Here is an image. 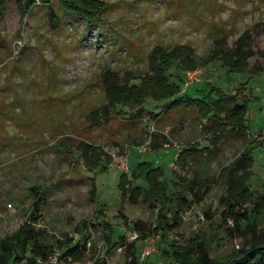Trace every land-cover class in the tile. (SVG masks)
<instances>
[{
	"label": "rangeland",
	"instance_id": "rangeland-1",
	"mask_svg": "<svg viewBox=\"0 0 264 264\" xmlns=\"http://www.w3.org/2000/svg\"><path fill=\"white\" fill-rule=\"evenodd\" d=\"M102 1L107 7L88 22L65 12L56 0L37 1L22 18L16 0H6L0 19V237L29 219L35 190L42 187L46 203L37 227L49 243L57 238H81L75 225L82 219L89 222V250L82 258L72 259L75 264L104 256L111 228L113 240L124 236L126 245L110 248V264H128L129 243L139 248V264L172 263V257L162 255L159 234L138 241V234L121 216L146 221L152 228L157 223V209L123 199L119 187L123 172L130 173L140 161H150L164 169L169 192L176 191L178 175L192 179L200 170L208 177V192L181 212L182 222L170 232V240L180 243L199 235L210 243L214 257L249 244L250 233L241 234L234 218L223 216L220 199L225 183L216 180L221 167L244 151V139L224 136L217 154L208 160L189 155L182 166L178 157L185 147L210 145V135L203 131L204 121L197 110H165L163 101L149 98L140 120L128 119V109L120 106L109 109L108 120L94 123L87 115L107 101L102 83L106 70L121 77L129 72L144 74L150 71V51L157 44L168 48L189 44L204 57L213 49L216 37H225L226 47L232 48L248 31L255 51L248 72L228 75L219 62H213L197 67L199 73L188 85L185 78L179 79L176 65L169 73L189 94H194L195 88L204 89L208 82L233 90L229 81H247L246 94L257 97L250 102L247 115L249 133H261L258 140L263 143L264 0ZM132 81L138 83L139 79ZM80 141L100 146L109 156L107 164L91 169L76 149ZM160 141L161 148L154 149L153 143ZM144 143L146 149L139 151ZM251 151L254 162L249 183L263 192L264 143ZM94 182L96 190L92 192ZM258 221L257 231L264 239V213ZM62 264H69V259H62Z\"/></svg>",
	"mask_w": 264,
	"mask_h": 264
},
{
	"label": "trees",
	"instance_id": "trees-1",
	"mask_svg": "<svg viewBox=\"0 0 264 264\" xmlns=\"http://www.w3.org/2000/svg\"><path fill=\"white\" fill-rule=\"evenodd\" d=\"M47 3L52 0H16L20 15L23 18L36 2ZM60 7L67 13L77 15L88 22H93L107 7L102 0H56ZM6 0H0V19L3 17ZM53 19L57 15L51 12ZM248 31L239 36L232 48L225 45V37L215 38L213 49L204 57L198 56L195 49L185 43H178L168 48L157 44L150 51V71L134 75L131 72L121 77L119 74L106 70L102 75V83L106 94V103L93 109L87 115L90 122L101 119L108 120L111 108L120 106L128 109L130 120H140L145 114V104L149 98L154 101H163L165 110L191 108L198 112L204 121L203 131L210 135L209 144L204 147L193 143L182 151L178 161L184 166L185 159L193 155L208 160L210 155L217 154L218 142L228 135H238L246 141V147L241 155L229 165L221 167L216 180L225 183V194L220 199V206L224 209L223 216L233 217L236 229L248 236L249 244L243 245L226 256H212L210 243L203 237L196 235L186 241L176 243L170 240V232L179 227L182 222L181 212L201 201L209 190L207 175L195 171L192 179L181 175L174 181L175 192H169L164 169L154 167L150 161H140L136 167L128 172H123L120 177L119 187L123 199L131 203L143 202L151 208L158 210V219L152 228L143 220L130 221L123 213L124 224L130 226L138 234V241L147 240L152 234H159V242L163 244L162 255L172 257L170 264H264V239L260 238L257 231L258 220L264 213V191L252 189L249 180L252 176L254 162L252 148L262 146L259 135L249 133L250 126L247 115L250 102L257 97L246 94L247 81H229L228 87L234 85L233 90L224 88L213 82H208L204 89L195 88L194 94L183 92L180 82H175L170 77V71L176 65L179 79L185 78L186 71L195 70L200 65L219 62L228 75L243 74L249 70V58L255 51L250 44ZM133 79H139L138 83ZM121 111V110H120ZM119 111V112H120ZM264 139V135L262 136ZM168 141L167 137L163 138ZM162 142H154V149L161 148ZM84 163L94 169L109 160L107 153L100 146L80 141L76 146ZM107 161V162H106ZM106 164L103 166L106 167ZM140 179L143 183H140ZM95 182L92 192H95ZM188 194L191 197H188ZM46 203L45 189L38 187L35 190V199L32 202V211L29 219L24 221L13 233L0 237V264H51L50 256L57 250L61 258L71 257L78 260L85 256L89 250V222L85 219L77 222L76 232L81 238L67 237L65 240L57 238L55 243H49L43 231L37 227L41 209ZM208 218L213 214L206 212ZM111 228V227H110ZM113 229L106 235L105 242L109 249L105 255L87 264H110L107 255L110 248L117 244L126 245L124 236L113 240ZM137 241V242H138ZM139 248L135 244H127L126 256L128 264H139ZM41 259L44 263H40Z\"/></svg>",
	"mask_w": 264,
	"mask_h": 264
},
{
	"label": "built area",
	"instance_id": "built-area-1",
	"mask_svg": "<svg viewBox=\"0 0 264 264\" xmlns=\"http://www.w3.org/2000/svg\"><path fill=\"white\" fill-rule=\"evenodd\" d=\"M198 73H199L198 68L195 70L187 71L186 76H185L186 85L192 83L194 77H196ZM146 144L147 143L139 145L138 147L139 151H143L144 149H146ZM59 255H60L59 251H56L53 255L50 256L49 262L51 264H62V259H65V258H61ZM143 256H145V254ZM67 259H69V264H75V262L72 260L71 257H67ZM38 261L40 263H44V261H42L41 259H39Z\"/></svg>",
	"mask_w": 264,
	"mask_h": 264
}]
</instances>
